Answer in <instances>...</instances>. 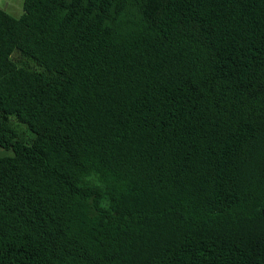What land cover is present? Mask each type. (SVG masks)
I'll use <instances>...</instances> for the list:
<instances>
[{
    "label": "trees",
    "instance_id": "1",
    "mask_svg": "<svg viewBox=\"0 0 264 264\" xmlns=\"http://www.w3.org/2000/svg\"><path fill=\"white\" fill-rule=\"evenodd\" d=\"M0 148V264H264V0L0 7Z\"/></svg>",
    "mask_w": 264,
    "mask_h": 264
},
{
    "label": "rangeland",
    "instance_id": "2",
    "mask_svg": "<svg viewBox=\"0 0 264 264\" xmlns=\"http://www.w3.org/2000/svg\"><path fill=\"white\" fill-rule=\"evenodd\" d=\"M24 0H0V7L13 17H19L23 13ZM9 127H11L18 137L25 143H29L34 135L23 124L18 123L14 118L10 117ZM1 156L11 155V151H5L0 148Z\"/></svg>",
    "mask_w": 264,
    "mask_h": 264
},
{
    "label": "crops",
    "instance_id": "3",
    "mask_svg": "<svg viewBox=\"0 0 264 264\" xmlns=\"http://www.w3.org/2000/svg\"><path fill=\"white\" fill-rule=\"evenodd\" d=\"M3 9V8H2ZM7 12V11H6Z\"/></svg>",
    "mask_w": 264,
    "mask_h": 264
}]
</instances>
